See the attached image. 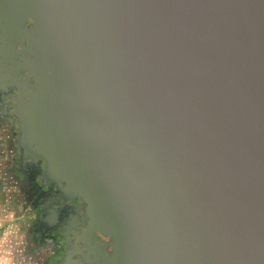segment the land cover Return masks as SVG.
<instances>
[{
    "label": "water",
    "instance_id": "1",
    "mask_svg": "<svg viewBox=\"0 0 264 264\" xmlns=\"http://www.w3.org/2000/svg\"><path fill=\"white\" fill-rule=\"evenodd\" d=\"M2 71L109 264H264V0H0Z\"/></svg>",
    "mask_w": 264,
    "mask_h": 264
},
{
    "label": "flooded vegetation",
    "instance_id": "2",
    "mask_svg": "<svg viewBox=\"0 0 264 264\" xmlns=\"http://www.w3.org/2000/svg\"><path fill=\"white\" fill-rule=\"evenodd\" d=\"M2 79L3 71L0 72V115L10 125L5 124L8 134L13 137L18 130L17 118L12 112L16 91L13 84L3 83ZM10 165L8 173L17 178L19 190L23 193L22 206L33 215L29 225L21 229V234L9 235V243L13 241L15 246L12 263L109 264L108 260L114 254L112 241L103 233L88 230L89 220L81 199L61 198L56 192L57 187L48 185L40 177L37 165L27 162L17 166L13 161ZM20 220L16 219L18 222Z\"/></svg>",
    "mask_w": 264,
    "mask_h": 264
},
{
    "label": "crops",
    "instance_id": "3",
    "mask_svg": "<svg viewBox=\"0 0 264 264\" xmlns=\"http://www.w3.org/2000/svg\"><path fill=\"white\" fill-rule=\"evenodd\" d=\"M1 142H3V141H0V146H1L0 149L2 150V151H0V154L5 155V153L3 151H5L6 149H5L4 144ZM10 166L11 165H9V164L5 165L3 161H0V192L2 194V195L0 194V196H3L1 201H0V210L2 209V211H0V214L2 212H4V215H6V217L5 216L4 217L6 219H8V218L10 219L9 216L11 215V213L13 212L17 216L18 215L17 211L19 209L20 218H22V217L27 218L28 217L30 219L33 217V215H32V213L27 212L26 208L25 207L23 208V206H22L23 193L20 192V190H19V183H17V178L14 177V179H12L10 174L6 175L4 173L5 170L9 171ZM20 187H21V185H20ZM26 221H22V222L20 221L21 223L17 222L16 224L13 223L14 225L10 224L8 230L14 236L19 235L22 233L21 229L27 227L28 222H26ZM4 222H5V220H4ZM4 243L7 244L6 246H8L7 247L8 251H6V254H5L6 255L5 261H3V257L0 256V259H1L0 264H11L12 263L11 258L13 255L12 252L14 249V246L12 244L13 241H11V243H9V241L8 242H2V244L0 242V250H2V249L4 250V246H3ZM17 255H19V254H17ZM19 258H20V255H19L18 259ZM20 262H21V260H20ZM12 264H14V263H12Z\"/></svg>",
    "mask_w": 264,
    "mask_h": 264
},
{
    "label": "rangeland",
    "instance_id": "4",
    "mask_svg": "<svg viewBox=\"0 0 264 264\" xmlns=\"http://www.w3.org/2000/svg\"><path fill=\"white\" fill-rule=\"evenodd\" d=\"M8 83L13 84L12 87L16 91L15 97L13 98V101H12L13 104H14V106L12 107L13 108L12 109V112L15 114L16 104L14 102V99L18 97L19 88L16 87V85H14V83H12V82H8ZM1 109H2V106H0V112L2 111ZM16 118H17V116H16ZM5 124L6 123L3 121V116L0 115V141H3L1 143L4 144L5 149L7 147H11L12 146L11 150L10 149H6L5 151H3L5 153V155H1L0 154V161H3L5 165H7V164L10 165L11 161H13V163H16L17 166H19V163H27V162H30L31 163L30 160H24V159H22V153L20 152L19 147H18V144H17V140H18L19 135H20L18 118H17V122H16V124L18 125L17 126V129L18 130H16L15 135L13 137L10 134H8V131L6 129V125L7 126H10V125L9 124H6L5 125ZM0 151H2V150L0 149ZM39 170H40V177L42 178V174H43V163H42L41 167L39 166ZM4 173L6 175L9 174L7 170H5ZM11 177H15V176H11ZM0 194H1V192H0ZM0 197H1L0 198V201H1V199H2L3 196H0ZM0 211H2V209ZM18 212H19V209L17 211V214H18L17 216L12 212L11 215L9 216L10 219L9 218L8 219L5 218L6 215H4V212H2L3 214L2 213L0 214V242H1V244H2V242H8L9 241L8 239H9V235L11 233L8 230V228H9L10 224H13V223L16 224L18 222V221H16L17 218H20V216H19L20 212L19 213ZM4 220H5V222H4ZM20 221L21 222L22 221L30 222L29 221V218H26V217H22ZM28 225H29V223H28ZM6 251H8V249H5V251L3 249L0 250V256L3 257V261L6 260V258H5L6 257V255H5L6 254ZM14 252H15V246H14V249H13V254H14ZM0 262H1V259H0Z\"/></svg>",
    "mask_w": 264,
    "mask_h": 264
},
{
    "label": "built area",
    "instance_id": "5",
    "mask_svg": "<svg viewBox=\"0 0 264 264\" xmlns=\"http://www.w3.org/2000/svg\"><path fill=\"white\" fill-rule=\"evenodd\" d=\"M7 244L4 243V250L7 249L8 246H6ZM2 247V246H1ZM6 258V257H5ZM11 261H13V258H11ZM12 264V263H11Z\"/></svg>",
    "mask_w": 264,
    "mask_h": 264
}]
</instances>
